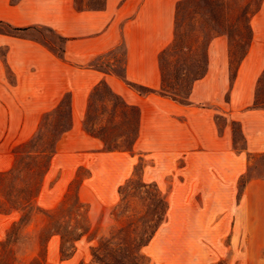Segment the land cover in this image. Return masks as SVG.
Wrapping results in <instances>:
<instances>
[{"label":"crops","instance_id":"crops-1","mask_svg":"<svg viewBox=\"0 0 264 264\" xmlns=\"http://www.w3.org/2000/svg\"><path fill=\"white\" fill-rule=\"evenodd\" d=\"M179 1L104 0L90 6L79 0H0V24L46 26L64 38L60 53L26 33L0 29V172L14 163L13 145L31 137L68 93L70 125L57 140L38 202L55 206L84 167L88 174L79 184L80 199L92 213L108 209L117 203L119 188L140 156L146 157L143 179L169 189L166 220L147 251L156 264H214L226 251H205L184 239L251 237L253 218L264 217V176L247 180L238 196L239 177L250 169L253 155L264 154V107L256 105L264 73V0L250 16V41L235 68L229 37L216 35L208 44L207 69L184 100L162 91L161 54L174 40ZM120 46L122 74L113 68ZM103 82L138 108V132L130 149L107 148L86 126L92 95ZM19 216L0 213V238ZM85 237L64 258L61 235L53 234L45 264L88 260L92 243ZM166 238L181 241L169 246L162 242Z\"/></svg>","mask_w":264,"mask_h":264},{"label":"rangeland","instance_id":"rangeland-1","mask_svg":"<svg viewBox=\"0 0 264 264\" xmlns=\"http://www.w3.org/2000/svg\"><path fill=\"white\" fill-rule=\"evenodd\" d=\"M79 2L101 6L104 0ZM261 2L262 0H180L174 40L161 54L162 89L177 98L186 99L194 80L207 69L209 42L219 34H226L230 39L233 70L247 50L251 37L250 16ZM0 29L8 30L9 27L1 23ZM24 33L62 52L64 38L53 29L35 25ZM117 53L119 63L113 68L122 74L123 46L114 52ZM104 59H100L102 64H105ZM256 99L264 107V73ZM219 121L224 122L223 117ZM138 122L137 107L125 104L121 98L111 93L105 83L96 87L86 126L104 138L107 148L130 149L138 132ZM69 125V94L66 93L60 104L44 115L34 134L12 147L14 163L0 172V213L15 212L20 216L0 238V264H45L48 240L59 232L62 238V257L73 252L76 241L86 233V240L92 243L91 256L88 260L82 259L81 264H156L146 246L166 220L169 189H161L155 182L143 179V167L148 162L146 157L140 156L133 174L119 188L117 203L108 209L92 213L87 203L78 201L79 184L88 174L84 167L78 169L55 206H42L37 196L35 201L31 200L24 206V192L20 190L26 188L31 180L37 189L40 184L42 186L45 176L43 172L49 164L54 144ZM233 127L236 138L242 143L238 123L234 122ZM263 176L264 154L253 155L250 169L238 179V196L247 180ZM18 204L19 208L16 207ZM174 209L178 216L180 207L176 206ZM92 216L97 217L95 221ZM174 225L181 228L180 222ZM248 230L253 236L184 240L188 241L189 246L204 247L205 251L212 248L226 251L214 264H246V260L252 264H261L264 261V217L261 214L254 217ZM78 235L79 238L74 240ZM165 241L171 246V242L180 243L181 239H162L163 243Z\"/></svg>","mask_w":264,"mask_h":264},{"label":"trees","instance_id":"trees-1","mask_svg":"<svg viewBox=\"0 0 264 264\" xmlns=\"http://www.w3.org/2000/svg\"><path fill=\"white\" fill-rule=\"evenodd\" d=\"M7 25H8V27H9V29L7 30V31H10V32H16V33H24L25 31H27L29 28H31V27H33V26H14V25H12V24H10V23H7ZM104 83V82H103ZM106 84V83H105ZM107 85V84H106ZM108 86V85H107ZM142 88H144L143 86H141ZM109 88V87H108ZM162 91L164 92V93H166V94H169V95H172V94H170V93H168L167 91L165 92V90H163L162 89ZM172 96H174V95H172ZM174 97H176V96H174ZM257 98V97H256ZM69 105H70V103H69ZM256 105H258V106H260L258 103H257V99H256ZM65 130V129H64ZM63 130V131H64ZM62 131V132H63ZM98 134V133H97ZM98 135H100V134H98ZM101 136V135H100ZM102 137V136H101ZM103 138V137H102ZM104 139V138H103ZM58 140V139H57ZM56 143H57V141L55 142V144H54V148H53V150H52V152H51V155H50V159H49V164H50V161H51V157H52V155H53V153H54V150H55V148H56ZM109 149H114V148H109ZM49 164L47 165V168H46V170H44V172H43V176L45 175V173L47 172V170H48V167H49ZM42 176V177H43ZM40 186H41V184H40ZM40 186L38 187V189L36 188V186H35V183H34V181L33 180H31V183L25 188L24 187V189H22V190H20L22 193L24 192V206L25 205H27L29 202H31V200L32 201H35V198H36V196L38 195V193H39V191H40ZM8 200L10 201V198H8ZM78 201L80 202V203H82L83 201L80 199V197H79V194H78ZM17 208H19L20 207V205L18 204L17 206H16ZM59 232V231H58ZM60 234H61V232H59ZM83 234V232H81L80 233V235H82ZM79 238V235L77 236V237H75L74 238V240H76V239H78ZM74 252V251H73ZM73 252H70V253H66V254H64V258L65 257H69L70 255H72V253ZM45 261H46V259H45Z\"/></svg>","mask_w":264,"mask_h":264}]
</instances>
